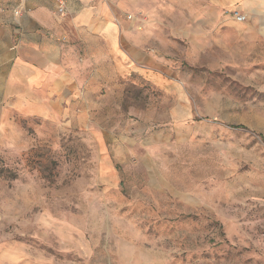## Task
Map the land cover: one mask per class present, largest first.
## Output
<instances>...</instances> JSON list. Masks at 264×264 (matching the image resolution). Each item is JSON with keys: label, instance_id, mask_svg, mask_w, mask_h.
<instances>
[{"label": "rangeland", "instance_id": "1", "mask_svg": "<svg viewBox=\"0 0 264 264\" xmlns=\"http://www.w3.org/2000/svg\"><path fill=\"white\" fill-rule=\"evenodd\" d=\"M170 48L88 115L0 118V264H264V46Z\"/></svg>", "mask_w": 264, "mask_h": 264}, {"label": "crops", "instance_id": "2", "mask_svg": "<svg viewBox=\"0 0 264 264\" xmlns=\"http://www.w3.org/2000/svg\"><path fill=\"white\" fill-rule=\"evenodd\" d=\"M0 0V118L93 110V88L127 75L160 84L173 44L225 60L264 46V0ZM247 20L237 23L229 12ZM18 12V15L14 13ZM167 20L152 25L148 20ZM147 21V22H146ZM166 71V73H165ZM108 82V83H107ZM12 122V121H10ZM11 124V123H10Z\"/></svg>", "mask_w": 264, "mask_h": 264}, {"label": "built area", "instance_id": "3", "mask_svg": "<svg viewBox=\"0 0 264 264\" xmlns=\"http://www.w3.org/2000/svg\"><path fill=\"white\" fill-rule=\"evenodd\" d=\"M54 6H55V13L62 16L65 15L66 12V4L65 0H53ZM15 15H18V12L14 13ZM233 20L237 23H243L247 20V15L241 11L233 10L229 12Z\"/></svg>", "mask_w": 264, "mask_h": 264}]
</instances>
